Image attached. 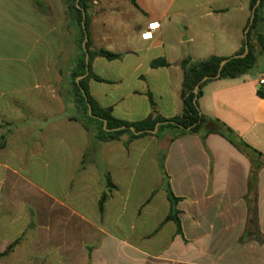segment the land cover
<instances>
[{
	"label": "crops",
	"instance_id": "obj_1",
	"mask_svg": "<svg viewBox=\"0 0 264 264\" xmlns=\"http://www.w3.org/2000/svg\"><path fill=\"white\" fill-rule=\"evenodd\" d=\"M112 1L106 6L93 0L89 14L94 49L117 38L104 32L105 19L121 12V2L131 3ZM136 3L137 7L131 3L137 13L133 16L145 19L136 30L140 47L122 53L120 60L96 58L92 70L105 81L90 80V93L102 107H112L113 116L120 120L138 122L149 117L154 109L148 94L160 116L173 118L183 110L181 63L186 58L201 61L239 54L252 16L251 0ZM153 23L159 26L152 38L143 39ZM67 25L62 0H0V144L5 143L0 148V202L8 192L17 197L21 187L22 176L11 166L12 160L26 165L33 159L37 168L38 161L41 167L59 162L65 168L63 180L56 181L59 197L47 194L62 210L59 213L55 206L48 212L47 251L61 253L47 259L36 255L43 248L33 244L40 231L32 232L31 253L20 257L21 261L248 264V250L264 247V96L259 95L264 94L259 83L264 77V57H259L250 73L214 80L204 88L201 110L219 122L221 131L227 129L222 131L226 136L213 133L203 142L198 135H185L170 143L172 135L167 134L162 140L147 136L127 144L124 137L97 143L68 115V101L65 109L60 96L58 60L72 50ZM74 42L76 46V38ZM159 58L170 66L152 68ZM106 63L120 65L114 67L115 77L102 75ZM232 140L246 143L261 155ZM88 148L92 149L89 163L82 167ZM161 151L166 153L170 187L180 198L181 234L174 221L165 222L172 205L160 169ZM257 163L262 167L252 185ZM106 173L115 186L111 191ZM26 182L38 187L34 181ZM103 194L108 198L102 214Z\"/></svg>",
	"mask_w": 264,
	"mask_h": 264
},
{
	"label": "trees",
	"instance_id": "obj_2",
	"mask_svg": "<svg viewBox=\"0 0 264 264\" xmlns=\"http://www.w3.org/2000/svg\"><path fill=\"white\" fill-rule=\"evenodd\" d=\"M132 5L137 7L136 0H130ZM68 25L75 27L77 32V55L74 60L73 68L70 74V87L68 88L71 103L75 106V115L71 116L82 123L84 128L92 136V140L97 143H106L126 138L129 144L136 139L147 136H155L162 140L165 133L173 132L170 143L185 135H198L205 142L209 135L213 133L223 132L219 129L218 121L211 120L201 110L200 99L203 96L204 87L214 81L220 79H237L250 73L257 65L259 57H264V0H251L252 16L247 25L246 38L244 45L239 54L222 58L211 56L205 60L195 61L192 58H186L181 67L184 71L182 84L181 99L183 103L182 112L173 118H164L155 110V103L151 94H148L153 107V113L146 119L138 122H130L117 119L113 116L112 107H102L91 95L89 89L90 80L105 81L101 77L94 74L92 70L93 61L100 57L108 61L120 60L124 57L122 53H115L104 48L94 49L91 42L90 32V9L93 0H62ZM248 48V49H247ZM246 54L245 56H242ZM164 58H159L151 63L154 69L169 67ZM263 97L262 92L259 93ZM230 132V130H228ZM240 148L252 151L257 155L259 152L251 148L246 143H235ZM5 143L0 144V148ZM92 152L88 148L82 162V167L89 163V153ZM165 151L160 152L159 163L160 169L164 176V186L168 192L169 200L172 208L165 222L174 221L178 227V233H182V223L179 218V210L177 208L180 198H177L169 183V176L165 169ZM262 167V163L254 166L251 183L254 185L257 181V171ZM108 188H115L111 177L105 174ZM108 195L103 194L100 199V211H105V201ZM15 244L9 246V252Z\"/></svg>",
	"mask_w": 264,
	"mask_h": 264
},
{
	"label": "rangeland",
	"instance_id": "obj_3",
	"mask_svg": "<svg viewBox=\"0 0 264 264\" xmlns=\"http://www.w3.org/2000/svg\"><path fill=\"white\" fill-rule=\"evenodd\" d=\"M100 1L106 6L113 2L112 0ZM120 6L121 12L110 15L105 19L107 27L104 29V32L106 33L116 34L117 38L107 44H102L104 45L102 47L115 53H124L140 47L141 42L136 30L141 29L143 22L145 21L144 18L141 21V19H138V16H133V14L137 13L131 3L121 2ZM75 29V27L70 25L66 26V39L70 42L72 50H67L62 58L58 60L61 72V82L63 85L60 96L62 95V100L65 102V109L68 107L66 105L68 101L70 106L68 110L69 116L75 115V106L71 103L68 91V88L70 87L69 81L71 69L74 64L73 61L77 55V46H75L74 42V38L77 39V32ZM169 45H172V43L169 42ZM114 67L118 69L120 65L114 66L109 63L104 64L101 69L102 75L107 78L115 77V74H113ZM165 134L173 135V132L168 131ZM10 163L11 166L17 169V172L21 174L22 182H20L21 187L19 186L20 188H17V191H19L17 197H11L9 194L10 192H8L3 195V199L0 202V264H24L25 262L21 261L22 258L20 257L31 253L30 249L33 245H31L30 242V236L32 232L37 233L39 231V233L34 235L35 238L33 244L35 246L39 245V247L40 244H42L41 246L43 250H39L35 254L39 256L41 255L42 259L52 258L61 252H54V250L47 251V227L50 224V220H48L47 216L48 212L52 211L55 206V210L59 213H62V210L60 209V206L47 197V194L56 193V196L59 197L57 195L58 191H60L59 184L56 185V181L61 182L63 180L65 168L59 162L53 167H41L39 161V167L37 168L33 159H30L26 165L17 162V160H12ZM11 177L12 179L18 180V177ZM28 180L34 181L38 184V187H32L26 182ZM5 188L7 191L9 190L8 186ZM59 228L61 229V227ZM12 244H15V246L7 252L9 246ZM52 248L53 247H50V249ZM121 259H123V256ZM247 262L248 264H264V247L260 250H248ZM26 264L30 263L28 262Z\"/></svg>",
	"mask_w": 264,
	"mask_h": 264
},
{
	"label": "built area",
	"instance_id": "obj_4",
	"mask_svg": "<svg viewBox=\"0 0 264 264\" xmlns=\"http://www.w3.org/2000/svg\"><path fill=\"white\" fill-rule=\"evenodd\" d=\"M159 25L157 23L150 24L148 26L149 31L142 35L143 39H151L152 38V31L155 30ZM260 86L264 88V77L260 80Z\"/></svg>",
	"mask_w": 264,
	"mask_h": 264
},
{
	"label": "water",
	"instance_id": "obj_5",
	"mask_svg": "<svg viewBox=\"0 0 264 264\" xmlns=\"http://www.w3.org/2000/svg\"><path fill=\"white\" fill-rule=\"evenodd\" d=\"M248 49V48H247ZM246 54H244V55H242V56H245ZM222 131L224 132V133H226L227 132V129L225 128V127H222Z\"/></svg>",
	"mask_w": 264,
	"mask_h": 264
}]
</instances>
